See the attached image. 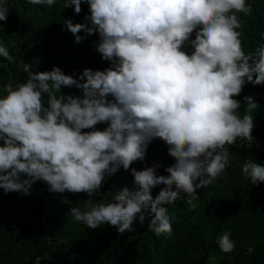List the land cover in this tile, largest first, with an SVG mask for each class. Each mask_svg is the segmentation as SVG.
Segmentation results:
<instances>
[{
    "label": "clouds",
    "instance_id": "9594fccd",
    "mask_svg": "<svg viewBox=\"0 0 264 264\" xmlns=\"http://www.w3.org/2000/svg\"><path fill=\"white\" fill-rule=\"evenodd\" d=\"M28 3L52 7L56 0ZM82 4L88 6L84 23L66 19L64 27L77 44L96 35V51L109 66L78 75L54 67L30 73L15 88L4 86L0 189L28 196L43 182L51 193H86L83 209L70 213L88 229L108 224L123 234L135 231L137 220L143 227L147 215L152 232L170 236L165 205L181 194L192 204L198 189L225 172L237 140L248 148L255 143L253 112L259 105L245 96L241 115L234 98L246 84L264 85V44L245 52L239 31L238 14L247 16L252 8L246 0H65L63 8L79 14ZM9 11L0 0V21ZM0 56L9 63L16 59L5 46ZM73 87L80 95L62 93ZM157 139L175 161L166 175L157 174L159 164L133 168ZM121 168L130 171L133 186L117 189L113 202L105 203L103 182ZM242 174L252 185L264 183V166L254 158L245 160ZM230 237L226 232L217 238L224 253L235 248Z\"/></svg>",
    "mask_w": 264,
    "mask_h": 264
},
{
    "label": "trees",
    "instance_id": "16d2710c",
    "mask_svg": "<svg viewBox=\"0 0 264 264\" xmlns=\"http://www.w3.org/2000/svg\"><path fill=\"white\" fill-rule=\"evenodd\" d=\"M65 0L52 7L33 5L28 0H6L9 14L0 21V46H5L15 62L0 56V97L4 86L25 82L30 73L51 71L59 67L65 74H80L84 69L104 70L108 62L96 51V35L81 43L64 27V21L84 23L88 6L75 14L72 7L63 8ZM252 8L249 15L238 14L243 22L242 41L245 52L254 51L264 34V0H246ZM79 35L84 36L83 32ZM194 38V36H193ZM25 64L28 65L27 71ZM63 94L80 95L75 87L63 88ZM252 96L259 105L253 112L255 143L251 148H229V163L221 177L197 190L198 199L187 204L184 194L169 207L172 234L156 235L147 226L133 223L135 231L123 234L108 224L92 230L71 218L70 209L84 207L86 193H51L48 185L36 182L31 195L4 194L0 189V264H264V183L252 185L242 174L246 159L254 158L264 166V85L246 84L240 96ZM47 98L45 97V100ZM106 125H97L103 129ZM259 145V147H257ZM161 167L158 175L175 161L167 155L164 142L154 140L146 160ZM133 167V165H132ZM133 177L122 168L103 182L105 203L113 202L117 189L132 188ZM163 186L153 189L159 193ZM99 201L101 195L94 197ZM231 233L235 248L221 251L217 238ZM75 256V259L71 257Z\"/></svg>",
    "mask_w": 264,
    "mask_h": 264
},
{
    "label": "built area",
    "instance_id": "2783aa9c",
    "mask_svg": "<svg viewBox=\"0 0 264 264\" xmlns=\"http://www.w3.org/2000/svg\"><path fill=\"white\" fill-rule=\"evenodd\" d=\"M154 160H148V161H144V162H135L133 164V168H136L137 170H143L145 167H151L154 164Z\"/></svg>",
    "mask_w": 264,
    "mask_h": 264
}]
</instances>
